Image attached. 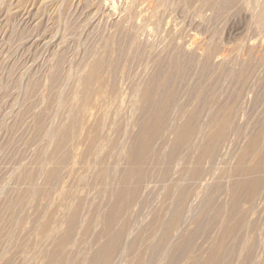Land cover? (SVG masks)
Returning <instances> with one entry per match:
<instances>
[{
    "label": "rangeland",
    "instance_id": "obj_1",
    "mask_svg": "<svg viewBox=\"0 0 264 264\" xmlns=\"http://www.w3.org/2000/svg\"><path fill=\"white\" fill-rule=\"evenodd\" d=\"M263 3L0 0V264H264Z\"/></svg>",
    "mask_w": 264,
    "mask_h": 264
},
{
    "label": "bare ground",
    "instance_id": "obj_2",
    "mask_svg": "<svg viewBox=\"0 0 264 264\" xmlns=\"http://www.w3.org/2000/svg\"><path fill=\"white\" fill-rule=\"evenodd\" d=\"M264 4V3H263ZM260 10V9H259ZM259 19L261 20V21H264V5L262 6V8H261V12H260V14H259ZM99 67V66H98ZM107 80V79H106ZM83 81V80H82ZM88 83V82H87ZM153 83V82H152ZM80 84V83H79ZM83 84V83H82ZM87 86H88V84H86V88H87ZM89 87V86H88ZM103 87V86H102ZM154 87L155 86H153L152 84H151V86H149V88H147V91H145V92H147V94L150 92H153L152 90L154 89ZM85 90H87V89H85ZM145 92H144V94H145ZM84 95V94H83ZM154 95V94H153ZM147 96H149V95H147ZM150 96H152V95H150ZM93 97V96H92ZM111 98V97H110ZM150 98V97H149ZM148 98V99H149ZM164 98H165V96H164ZM153 99V98H152ZM113 100H114V98H113ZM146 101V100H145ZM150 102V101H149ZM105 103V102H104ZM145 103V102H144ZM148 103V102H147ZM146 103V104H147ZM168 103V102H167ZM165 104V103H164ZM163 104V105H164ZM106 106V105H105ZM78 107H80V106H78ZM152 107V106H151ZM159 107H160V105H159ZM164 107V106H163ZM169 107H171V105L169 106ZM147 110V109H146ZM80 111V110H79ZM171 111V110H170ZM147 112H148V110H147ZM96 113H97V111H96ZM153 114V113H152ZM156 114V115H155ZM163 114H164V112H163V108H159L158 110H157V112L154 110V115H155V117H154V121L151 123V121H150V123L148 124V123H146V124H144L143 125V127H142V130H141V133H140V136H138L139 138L137 139L138 140V145H139V148H138V145H137V150L135 151V148H136V145H135V148H134V151L133 150H130V151H133L132 152V154L130 155L129 154V156H131L130 157V159H131V162H132V168H131V170H130V172H128L129 173V175L131 176V177H133V176H136V177H138L139 178V176L141 177V172H140V169H138L137 168V165H139L140 166V164H141V162H143L144 160L143 159H145L144 157H146L145 155H146V153L148 152V150H150L149 149V140H150V138L153 136V135H155V133H158L157 131L161 128L160 127V125H161V121H162V116H163ZM166 114V113H165ZM72 116V115H71ZM103 116V115H102ZM101 116V117H102ZM153 117V116H152ZM76 120V119H75ZM79 120V119H78ZM150 120H153V119H151L150 118ZM148 122V121H147ZM173 123V122H172ZM224 123V122H223ZM222 123V124H223ZM189 124H191V123H189ZM193 124V123H192ZM221 124V125H222ZM208 125V124H207ZM220 125V124H219ZM237 125V124H236ZM191 126H193V125H191ZM191 126H188V125H185L183 128H179V130H178V132H177V134H176V145H175V147L177 146L178 147V145L180 144L181 145V143H183L187 138H188V136H189V134L192 132V130H191ZM218 128H221V126L220 127H218ZM172 130V129H171ZM174 130V129H173ZM219 131H217V132H215V134H213V136H212V138L207 142V144L203 147V151H202V153H207V151H208V149H210L211 148V146H212V144L211 143H213V141H214V139H216L217 137H219V136H221L220 134H221V129H218ZM222 130H223V128H222ZM69 131V130H68ZM193 132H194V130H193ZM224 132V131H223ZM164 133V132H163ZM89 134V133H88ZM161 134V133H160ZM166 134V133H165ZM170 134H171V132H170ZM70 135V134H69ZM162 135V134H161ZM173 135V134H172ZM234 135V134H233ZM170 138V137H169ZM160 139V138H159ZM222 139V138H221ZM75 140V139H74ZM154 140V139H153ZM254 141L252 142V143H250L248 146H249V148H247L246 150H245V152H244V154L246 155L247 153H250L251 151H255V150H253V147H255L256 148V145H257V143L255 142V140L256 139H253ZM257 141V140H256ZM198 142H200V141H198ZM190 143V142H189ZM260 143V142H259ZM90 144V143H89ZM256 144V145H255ZM196 145V144H195ZM133 146H134V144H133ZM258 146V145H257ZM159 147H160V145H159ZM260 147V146H259ZM262 147V146H261ZM169 148V147H168ZM258 148V147H257ZM263 148V147H262ZM159 149V148H158ZM131 153V152H130ZM160 153V152H159ZM210 153V152H209ZM254 153V152H253ZM260 152H259V149H258V153L256 154V155H254V156H256V159H257V157H258V159L256 160L257 162L254 164H252L251 166H249V167H247V168H245L246 169V172H252L253 170H256V169H264V151L261 153V155H258ZM55 154V153H54ZM83 154V153H82ZM165 155V154H164ZM248 155V154H247ZM252 155V154H251ZM250 155V156H251ZM195 156V155H194ZM242 156V155H241ZM253 156V157H254ZM72 157V156H71ZM186 157V156H185ZM193 157V156H192ZM255 158V157H254ZM69 159V158H68ZM71 159V158H70ZM128 159H129V157H128ZM151 159V158H150ZM178 159V158H177ZM190 159V158H189ZM159 160H160V158H159ZM173 160H174V158H173ZM188 160V159H187ZM252 160V159H251ZM255 160V159H254ZM81 161V160H80ZM106 161V160H105ZM186 162V161H185ZM255 162V161H254ZM107 164V163H106ZM169 164V163H168ZM244 164V163H243ZM53 165V164H52ZM159 165V164H158ZM106 166V165H105ZM125 167V166H124ZM157 167V166H156ZM169 168V167H168ZM184 168V167H183ZM186 168V167H185ZM172 169V168H171ZM208 169V168H207ZM167 170H169V169H167ZM166 170V171H167ZM238 171H240V170H238ZM124 173V172H123ZM254 173V172H253ZM126 175H128L127 173H126ZM243 175H244V172H243ZM58 176V175H57ZM105 176V175H104ZM161 176V175H160ZM127 177V176H126ZM225 177V176H224ZM73 178V177H72ZM128 179H129V176L127 177ZM221 178V177H220ZM249 178V177H248ZM144 179H145V177H144ZM125 181V180H124ZM168 181V180H167ZM182 181V180H181ZM193 182V181H192ZM141 183V182H140ZM132 185H133V183H132ZM119 186V185H118ZM127 187V186H126ZM244 187H246L247 189H249V190H247L248 192L250 191V196H251V198H252V194L254 193V191H255V186H254V183H253V181L252 182H247V181H245L244 183H236V185L234 186V192H238L239 191V189H241L240 191H242L243 189H244ZM111 188V187H110ZM124 188V187H123ZM122 188V190L121 191H118L119 193L118 194H115V195H117L115 198H116V203H115V206H113V208H111V211H109V213L107 214L108 216H105V221H106V226H108V225H110L111 223H112V221H113V219L115 218V216H116V213L118 212V210H119V208L120 207H122L123 206V204L125 203V201L128 199V198H130L135 192H133L132 190H130V189H127L126 188V190H128V191H126L125 189H123ZM137 188V187H136ZM243 188V189H242ZM245 188V189H246ZM216 190V189H215ZM160 191V190H159ZM166 191V190H165ZM181 192V191H180ZM246 192V191H245ZM107 194V193H106ZM169 194V193H168ZM234 194V193H233ZM241 194V193H240ZM135 195V194H134ZM183 195V194H182ZM53 196V195H52ZM171 196V195H170ZM175 196V195H174ZM242 196V195H241ZM109 197V196H108ZM107 197V198H108ZM134 197V196H133ZM175 198V197H174ZM247 198H248V196H247ZM67 199V198H66ZM131 199V198H130ZM133 199V198H132ZM242 199V198H241ZM246 199V198H245ZM248 199H250V198H248ZM83 200V199H82ZM109 200V199H108ZM110 201V200H109ZM114 201V202H115ZM128 201V200H127ZM134 201V200H133ZM234 201V200H233ZM113 202V201H112ZM129 203H130V200L128 201ZM165 202V201H164ZM173 203V202H172ZM176 203V202H175ZM239 203V202H238ZM57 204V203H56ZM114 204V203H113ZM125 205V204H124ZM172 205H174V204H172ZM248 205V204H247ZM236 206V205H235ZM131 207V206H130ZM162 207H163V205H162ZM44 208V207H43ZM93 208V207H92ZM224 208V207H223ZM158 210V209H157ZM167 210V209H166ZM213 210V209H212ZM75 211V210H74ZM85 211V210H84ZM88 211V210H87ZM132 211V210H131ZM168 211V210H167ZM41 213V212H40ZM96 213V212H95ZM169 213H170V211H169ZM160 214H161V212H160ZM166 214H167V212H166ZM165 214V215H166ZM164 216V215H163ZM36 217V216H35ZM169 217V216H168ZM245 217V216H244ZM91 218V217H90ZM157 218V217H156ZM235 218V217H234ZM77 219V218H76ZM167 219V218H166ZM180 219V218H179ZM34 220V219H33ZM37 220V219H36ZM38 220H39V218H38ZM104 220V219H103ZM152 220V219H151ZM161 220V219H160ZM179 221V220H178ZM228 221V220H227ZM103 222V221H102ZM232 222V221H231ZM71 223H72V220H71ZM86 223V222H85ZM91 223V222H90ZM155 223V222H154ZM50 225V224H49ZM73 225V224H72ZM101 225V224H100ZM124 225V224H123ZM229 226V225H228ZM45 227V226H44ZM69 227V226H68ZM73 227V226H72ZM103 227V226H102ZM114 227V226H113ZM123 228V227H122ZM70 229V228H69ZM102 229V228H101ZM163 229V228H162ZM196 229V228H195ZM122 230V229H121ZM126 230V229H125ZM129 230V229H128ZM73 231V230H72ZM77 231V230H76ZM102 231V230H101ZM111 231V230H110ZM245 231V230H244ZM105 232V231H104ZM151 232V231H150ZM243 233V232H242ZM47 234V233H46ZM119 234H120V231H119ZM118 234V235H119ZM149 234V233H148ZM168 234V233H167ZM228 234V233H227ZM100 235V234H99ZM74 236V235H73ZM120 236H121V234H120ZM157 236V235H156ZM144 237V236H143ZM114 238H115V236H114ZM119 238V237H118ZM118 238L117 239H115L114 241H116V240H118ZM124 238V237H123ZM139 239V238H138ZM137 239V240H138ZM149 239V238H148ZM147 239V240H148ZM67 240V239H66ZM143 240V239H142ZM165 240V239H164ZM163 240V241H164ZM221 240V239H220ZM254 240V239H253ZM113 241V243L115 244V242ZM149 241V240H148ZM90 242V241H89ZM110 243V242H109ZM118 243V242H117ZM139 243V242H138ZM114 244H113V246H114ZM145 244V243H144ZM146 245V244H145ZM148 245V244H147ZM151 245V244H150ZM153 245V244H152ZM67 246V245H66ZM111 247L110 248V245H109V247L108 248H106L105 250H107V249H112V248H114V247ZM219 246V245H218ZM217 246V247H218ZM239 246V245H238ZM152 247V246H151ZM156 247V246H155ZM160 247H161V244H160ZM154 248V247H153ZM48 249V248H47ZM137 249V248H136ZM224 249V248H223ZM239 249V248H238ZM153 250H155V249H153ZM221 250V247L219 246L218 248H215V249H213L212 251H211V253H209V255L207 256L208 258L206 259V261L204 262V263H202V264H218V262H219V259H220V253H219V251ZM150 251V250H149ZM225 251V250H224ZM104 253H106L107 255H105ZM83 254V253H82ZM144 254V253H143ZM149 254V253H148ZM62 255V254H61ZM103 255H105V257L106 256H108L109 254L107 253V251H104V249L101 251V253L100 254H96L93 258H92V260L90 261V262H88L87 264H101V263H103V262H105L104 260V257H103ZM150 256V255H149ZM148 256V257H149ZM154 256V255H153ZM139 258V257H138ZM154 258V257H153ZM136 261H137V259H136ZM141 261V260H140ZM139 262V261H138ZM141 263V262H140ZM222 263V262H221Z\"/></svg>",
    "mask_w": 264,
    "mask_h": 264
}]
</instances>
